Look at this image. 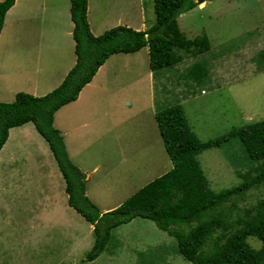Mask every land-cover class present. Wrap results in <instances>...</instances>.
Wrapping results in <instances>:
<instances>
[{
	"label": "rangeland",
	"instance_id": "rangeland-1",
	"mask_svg": "<svg viewBox=\"0 0 264 264\" xmlns=\"http://www.w3.org/2000/svg\"><path fill=\"white\" fill-rule=\"evenodd\" d=\"M91 1L89 17L93 19L94 25L99 6L94 0ZM204 2L201 6L199 3L183 12L176 20L186 38L206 35L210 42L207 53L194 56L190 51L186 52V49H176L183 58L182 63L165 70L164 76H172L171 78L169 75L170 80L167 83L165 78L155 72L150 89L146 78L148 55L145 46V49H139V52L137 50L138 53L127 54L125 60L119 55H112L106 61L97 82L95 81V98L88 105L75 107L90 112L89 126L95 128L89 129L88 138L80 139L85 130L80 124L77 131L70 135L71 140H66V144L64 140L63 142L65 147L67 145L66 151L70 160L84 175L88 173V182L85 183L87 197L100 213V210L119 200L123 201L170 168V159L163 149L152 115L153 108L148 110L151 105L156 112L180 103L184 117L191 125L190 130L201 141L219 137L247 121L264 118V70L252 75L249 73L252 65L264 67V57L260 54V51L264 53V0ZM27 3L23 15L29 11L30 3ZM127 7H122L119 11L123 14L119 16L121 22L118 23H127L131 27L136 25L139 8L142 9L146 21L154 22L152 0H142L141 4L132 5L129 10ZM61 9L64 11V4H61ZM38 19L39 16L32 17L28 21L30 27L25 31L19 22L13 24L14 28L10 31L12 25L7 21L9 30L0 38V47L13 54L11 58L2 51L3 56L9 58L7 63L2 61L4 71L0 69V74L6 76V82L19 76V84L20 81H25V76L32 72L27 70H33L29 66L36 65L37 56H41L38 62L40 67L42 63L47 76L57 74L63 69V62L70 56L73 57L71 48H56L61 47L55 43L65 37V28H62L64 32L61 35L56 36L54 29L44 35L41 34ZM103 25L113 27L115 22L107 21ZM241 35H245V38ZM65 40L66 37L60 44L65 46ZM203 59L213 77L202 84L203 91L199 92L200 88L193 83L189 84L192 77L188 71L190 66L196 64L193 61ZM137 78L139 83L136 84ZM142 96L146 107L141 102ZM82 121L85 119L82 120L77 115L76 123ZM136 121L142 126L144 136L138 135L136 146L130 148L132 157L124 162V153L129 152L130 144L128 145L127 137L119 136V132L138 128ZM25 124L29 126L28 130L19 133L20 136L15 141L11 134L6 146L0 148V264H191L177 253L172 237L157 228L153 221L140 217H134L111 229L103 251L94 261H84V253L93 241V235L88 231V222L75 213L76 211L66 207V196L61 187L63 180L54 160L47 155L50 152L47 144L32 127L31 122ZM15 142L19 144L14 153L18 162L11 164L12 171L9 173L19 171L21 174L22 169L25 171L24 176L31 178L29 185L18 183L16 174L14 180L10 181L2 174L5 170L1 157L3 149L12 147ZM117 142H120V147L116 146ZM19 148L22 153L16 154ZM194 158L206 179L207 187L213 192L232 187L246 176L253 175L254 167L258 164L248 159L237 138L232 137L222 141L217 147L199 151ZM93 167L96 169L91 171ZM51 169L55 170L54 178L59 187H54L49 198L43 193L41 197L39 192L45 190L48 180L54 182ZM9 183L13 185L9 186ZM3 184L5 187L2 188ZM40 201L48 205V208L40 207L39 210L37 203ZM259 201H264V180L237 196H230L210 212L215 214L218 209L223 210L227 214L225 218L231 220L244 215V209L253 213ZM41 214L50 220L51 225L47 230L44 227L34 229L29 226V219L38 221ZM188 227L182 226L183 230ZM219 233V229L215 230V234ZM82 236L85 241H90V245L81 244ZM72 239L76 240L75 245L72 244ZM246 242L254 249L260 246L256 238L247 237ZM63 244L70 247V250L64 251Z\"/></svg>",
	"mask_w": 264,
	"mask_h": 264
},
{
	"label": "trees",
	"instance_id": "trees-1",
	"mask_svg": "<svg viewBox=\"0 0 264 264\" xmlns=\"http://www.w3.org/2000/svg\"><path fill=\"white\" fill-rule=\"evenodd\" d=\"M203 1L152 0L154 22L148 28L134 30L116 25L94 36L85 17L86 0H69L74 64L49 92L41 96L16 92L11 102H0V148L10 127L30 121L51 151L64 181L67 204L92 225L93 241L84 253V261L99 255L109 240L111 229L140 217L153 221L157 228L172 237L177 253L191 264H264V201L258 202L253 213L244 209V215L231 220L225 218L227 214L223 210L210 212L230 196H237L264 180V118L231 128L216 139L199 141L190 131L178 104L156 111L154 118L171 167L118 206L102 213L85 196V175L70 161L60 131L52 126L53 112L74 100L112 53L135 52L146 46L148 68L156 72L180 59L176 49H186L194 55L208 51L210 42L206 35L186 38L176 21L179 14ZM12 4L13 0L0 1V29L4 13ZM206 65L199 61L190 66L189 76L198 81L206 74ZM229 137L237 138L248 159L258 164L253 175L232 187L213 192L207 187L194 155L217 147ZM182 226L189 227L183 230ZM217 229L219 234H215ZM247 237L256 238L259 248H252L246 242Z\"/></svg>",
	"mask_w": 264,
	"mask_h": 264
},
{
	"label": "crops",
	"instance_id": "crops-1",
	"mask_svg": "<svg viewBox=\"0 0 264 264\" xmlns=\"http://www.w3.org/2000/svg\"><path fill=\"white\" fill-rule=\"evenodd\" d=\"M0 1H2V0H0ZM27 1L30 3V8H29L28 13L23 15L24 11L26 10V8L28 6ZM91 2H92L91 0H86L85 17H86V21H87V25H88L90 33L92 35L96 36V35L101 34L104 30H107V29L111 28L110 27L111 25L104 26L103 25L104 22H107V21L108 22H115L114 26L122 25L121 23H118V22H121V21H119V16L121 14H123V13L119 12V11L122 9V7H127L128 6L127 9L129 10V8L132 5L137 6V5L141 4L142 0H94V2L99 6L97 19H95L96 21H95L94 25H92L93 24L92 23L93 19H91V17H89V14L91 13V6H90ZM257 2H258V0H257ZM36 3H38V4L36 5ZM203 3H205V2L203 1ZM253 3H255V2H253ZM61 4H64V11H62V9H61ZM201 4H202V2L199 4V6ZM69 5H70L69 0H36L35 2H34V0H13V4L5 11L4 16H3L2 26H1V29H0V38H1V36H3L9 30V27L7 26V21H9V23L12 25V27L10 28V31H12V29L14 28L13 24H17L18 22H19L20 25H22V27H24L22 29L25 31L26 29H28L30 27V22H28V21L31 20L32 17L34 18L35 16H39L38 22H39V25H40L41 34L48 35L47 31H50L51 29H54L55 35L58 36V35H61V32H64V29H62V28H65V37H66L65 46L60 44V42L65 38L64 37L60 41L56 40L57 43H55V44H58V45L61 46V47H56V48H63V49H64V47L69 48V49L71 48V52H73V57L70 56V58H68V60H66V62H63V69L60 70L57 74H53L52 73L51 75L47 76V74L44 73L46 70L42 66V63H41V67H40V63L38 62L41 56H37L36 65L29 66L33 70H27V72H30V71H32V72L30 74H28L27 76H25L26 80L23 81V82L20 81V84H19L20 76L18 78L14 79V80H9V81L6 82V79H5L6 76H4L3 74H0V102H11L14 99V94L18 90L19 91H23L24 93H27V94H30V95H33V96H41V95L49 92L50 90H52L54 87H56L61 82V80L63 79V77L66 74V72L68 71V69L74 64V62H75V54H74V51H73L74 42H73V39H72V36H71L73 23H72V21L70 19ZM141 10H142L141 8L138 9L139 18H138V22H136V25L131 27L127 23H125L124 26L130 27V28H132L134 30H144V29L148 28L152 24V22L151 21H146L144 19L143 12ZM20 14H22V17L20 16ZM178 16H177L176 19H178ZM184 19H186V18H184ZM63 23L65 24L64 27H63ZM177 25L179 27L178 23H177ZM179 29H181V28L179 27ZM244 36L245 35H241V37H244ZM247 41H248V39H247ZM145 47L144 46L141 47L140 50L145 49ZM4 48H5V46H4ZM242 48H243V50H245V47H242ZM3 50L4 49L0 47V56L1 57H4L3 54H2ZM140 50H138V52ZM209 50H210V48H209ZM208 51L203 52V53H207ZM10 52L11 51H9V50H4V53H6L7 56H10L12 58L13 54H11ZM135 52H137V51H135ZM135 52H130V53L132 55V53H135ZM130 53L115 52V53L110 54L104 60V62L101 65H99V67L97 68L95 73L92 75L90 81L87 82L86 84H84L81 87V89L79 90V92L77 94V97L74 100L69 101L66 104L60 106L56 111L53 112V115H52V126L54 128L59 129V131H60V133L62 135V139L64 140L65 144H66V140H71V139H69L70 135L74 131H77V129L80 126V124L85 128V130L83 132V135L81 136L80 139H82L83 137L84 138H88V136H89L88 134H90L89 129H94L95 128L93 126H89V115H90V112L87 109H84V108L75 109V107L84 106V104L88 105V103L91 102L93 100V98H95L96 89H97V85H95V81L97 82L98 76H99L100 72L102 71L103 67L106 65L105 63H106V61H108L110 56L119 55L120 57H124L123 59L125 60V58L127 57V54H130ZM6 54H4V55H6ZM260 54H262V56L264 57V53L262 51H260ZM147 55H148V53H147ZM198 55L201 56L202 53H200ZM7 56H5L4 58L0 59V69H2L3 71H4V64H2L3 63L2 61L6 62V63L9 62V58H7ZM194 56H197V55H194ZM134 57H136V56H134ZM262 59H264V58H262ZM147 61H148V57H147ZM182 61H183V58L180 56V59L176 63H174L171 66L164 67V68H162L160 70H157L156 72L159 75H161V77L163 79L165 78L164 81H166V83H167L170 80L171 74H166L164 76L165 70L169 69L170 67H173V66L175 67L176 65H180L182 63ZM201 61L205 62L204 59L200 60V62ZM193 62L197 63L199 61H193ZM263 68L264 67L259 68L257 66L252 65L251 69H249V71H250L249 73L252 75V73H256V72H259L261 70H264ZM173 69L175 70V68H173ZM209 70L210 69H208V66H207V68L205 70L206 74L201 75L200 78H198V81L194 80L192 78V80H191V82L189 84L193 83L194 86L200 88L199 92L203 91L202 84L207 82L209 79H212V77H213ZM154 74H155V72L150 71L149 68H148L147 74H146V78H147V85H148L149 89H150V86L153 85V83H152V80H153L152 77L153 76L152 75H154ZM22 76H21V78H22ZM171 78H172V76H171ZM1 80H4V81L2 82ZM138 80H139V78L135 79V83L136 84L139 83ZM15 83H16V85H15ZM192 89H193V86H192L191 90ZM179 97H180L181 102H182V98H181L180 95H179ZM141 102H144L145 107H146V102H145V99H144L143 96L141 98ZM152 102H153V99H152ZM178 104H180V103H178ZM179 106L181 107V110H182L181 104ZM150 108H153V114L152 115L154 116V113H155L154 107L151 105L150 107H148V110H150ZM77 115H80L81 119L82 120L85 119V121H82V123H76V116ZM154 120H155V118H154ZM186 120H187V118H186ZM136 122H137L138 128H135L134 130H131V131L121 130L119 132V136L121 138L127 137L128 145L130 144V147L128 148L129 152L127 154H125L124 151H123L124 156H125V161L124 162H127L132 157V153L130 151V148L133 145L136 146L135 145V141H136V138H139L138 135L139 136L142 135V137L144 136L143 130L141 129L142 126L139 124V121H136ZM187 124H188L189 129H191V125L188 123V121H187ZM32 127L34 128L33 124H32ZM28 129H29V126L27 127V125L25 123L22 124V125L10 127L8 129L7 138H6L5 142L3 143V145L1 147L6 146L8 138H10L11 134L14 135L13 138H14V141H15V139H17L20 136L19 133H23V131L28 130ZM19 131H22V132H19ZM190 131L193 133V135L199 141H201L200 137L198 138L194 134V131H192V130H190ZM158 133H159V131H158ZM154 135H156V134L154 133ZM216 138L217 137H212V138H209V139L212 140V139H216ZM76 139H79V138H76ZM160 139H161V137H160ZM209 139H207V140H209ZM203 141H206V140H203ZM64 142H63V144H64ZM120 142H117L116 146H118V145L121 146ZM18 145L19 144L17 142H15L12 147L3 149L1 157L4 160L3 163L5 164V170L2 172V174H3V176L6 177V180H8V181L14 180V176L16 174V181H18V183H24L25 185H29L31 178H30V176H27V178H26V176H24L25 171L23 172L21 168H20L21 169V174H19V171H17L14 174L13 173H9V172L12 171V167H10L11 164L18 162V160L16 159V156L14 155L15 150L18 147ZM120 146H118V147H120ZM47 147H48V145H47ZM64 147H65V145H64ZM123 149H125V148H123ZM163 149H164V147H163ZM65 150H67V145L65 147ZM48 151H50L49 148H48ZM21 153H22L21 149L19 148V150L16 152V154H21ZM66 153H67V151H66ZM47 155H48L49 158L52 157V159L54 160V158H53V156L51 154V151L48 152ZM67 156H68V154H67ZM21 160H24V158H21ZM54 162H55V160H54ZM56 167H57V165H56ZM170 167H171V163H170ZM94 169H96V168L93 167L91 169V171H93ZM79 170L83 173V171L81 169H79ZM28 171H29V168H28ZM31 171H32V168H31ZM46 172L49 173V170H46ZM59 174H60V172H59ZM27 175H29V173ZM51 175H52V178L54 179V182L52 183L51 180H48L49 181L48 186H45V190H42V191L39 192V196L43 197V195L41 194V193H43V194H45L46 198H49V193L53 194L54 187H57V188L59 187L58 182H56V178H54L56 176L55 170L51 169ZM18 176H19V178H18ZM40 176H42V175H40ZM40 176H38V177H40ZM46 177H47V179L50 178L48 174L46 175ZM60 177H61V174H60ZM86 178H88V173L85 174V183H86V181L88 182V179H86ZM62 180H63V178H62ZM8 185L12 186L13 183H12V185H11V183H9ZM3 187H5L4 184H3L2 188ZM61 187L64 190V181L62 182V186ZM90 187H92V185ZM64 193H65V191H64ZM84 194H85L86 197L88 196L85 184H84ZM65 196H66V200H67L66 193H65ZM52 198H53V196H52ZM52 198H50V199H52ZM121 202H122V200H119L114 205H112L110 207H107V208H104V209H102L100 211L103 212L104 210H106V211L110 210V209L118 206ZM66 205H67L66 207L68 209H71L72 211L74 210L73 208H71L67 204V202H66ZM37 206L39 207V210H40V207H42V209L43 208H48V205H45L41 201L37 203ZM74 212H75V210H74ZM39 213H41V211H39ZM75 213H77V212H75ZM47 214H49V213H47ZM44 216L45 215L41 214V218L38 221H35L33 219H29V221H31L29 226L33 227L34 229L35 228L43 229V227H44V230H47L48 227L50 228L51 224H50V220H48V218H46ZM41 222H43V223L40 225ZM87 227H88V231H90L92 233V225L88 223ZM70 239H71V236H70ZM80 240L83 242L81 244H87L86 246L90 245V241L89 240L85 241V237L84 236H82ZM71 241H72V244L75 245V241L76 240L72 239ZM63 245L65 246V250L64 251L67 252L68 250H70L69 249L70 247L68 248L66 246V244H63ZM94 260H95V258L93 260H91V261H88V262H92Z\"/></svg>",
	"mask_w": 264,
	"mask_h": 264
},
{
	"label": "clouds",
	"instance_id": "clouds-1",
	"mask_svg": "<svg viewBox=\"0 0 264 264\" xmlns=\"http://www.w3.org/2000/svg\"><path fill=\"white\" fill-rule=\"evenodd\" d=\"M100 253H101V252H100ZM100 253H99V254H100ZM95 258H96V257H95Z\"/></svg>",
	"mask_w": 264,
	"mask_h": 264
},
{
	"label": "bare ground",
	"instance_id": "bare-ground-1",
	"mask_svg": "<svg viewBox=\"0 0 264 264\" xmlns=\"http://www.w3.org/2000/svg\"><path fill=\"white\" fill-rule=\"evenodd\" d=\"M201 6V5H200Z\"/></svg>",
	"mask_w": 264,
	"mask_h": 264
}]
</instances>
